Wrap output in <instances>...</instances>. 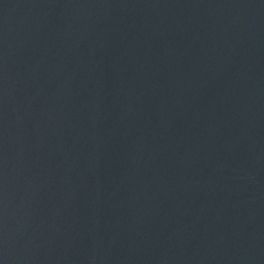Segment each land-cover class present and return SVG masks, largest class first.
Wrapping results in <instances>:
<instances>
[{
    "label": "water",
    "instance_id": "95a60500",
    "mask_svg": "<svg viewBox=\"0 0 264 264\" xmlns=\"http://www.w3.org/2000/svg\"><path fill=\"white\" fill-rule=\"evenodd\" d=\"M0 264H264V0H0Z\"/></svg>",
    "mask_w": 264,
    "mask_h": 264
}]
</instances>
